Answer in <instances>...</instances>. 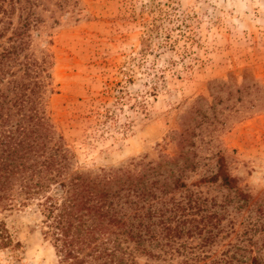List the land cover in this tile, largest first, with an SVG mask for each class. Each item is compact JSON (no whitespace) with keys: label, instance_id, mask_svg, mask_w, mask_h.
<instances>
[{"label":"rangeland","instance_id":"374dc122","mask_svg":"<svg viewBox=\"0 0 264 264\" xmlns=\"http://www.w3.org/2000/svg\"><path fill=\"white\" fill-rule=\"evenodd\" d=\"M5 4L0 52L14 29H29L20 58L42 67L41 107L75 169L96 173L174 157L185 128L194 168L183 180L197 184L190 190L224 203L223 221L255 216V207L235 208L237 188L264 217V0ZM219 163L231 187L219 176L207 180ZM0 219L21 243L17 256L0 249V264H60L36 201Z\"/></svg>","mask_w":264,"mask_h":264},{"label":"trees","instance_id":"16d2710c","mask_svg":"<svg viewBox=\"0 0 264 264\" xmlns=\"http://www.w3.org/2000/svg\"><path fill=\"white\" fill-rule=\"evenodd\" d=\"M5 2L0 22L10 14ZM28 30L14 29L0 52V212L36 201L60 264H140L141 256L143 264H264L262 206L247 204L236 188L235 208L255 207L256 214L223 221L227 206L209 204L190 190L197 184L184 182L194 168L185 128L174 157L96 173L75 169L41 107L42 67L20 58ZM6 31L0 28V39ZM222 168L207 180L219 176L231 187ZM20 248L0 219V249L17 256Z\"/></svg>","mask_w":264,"mask_h":264}]
</instances>
